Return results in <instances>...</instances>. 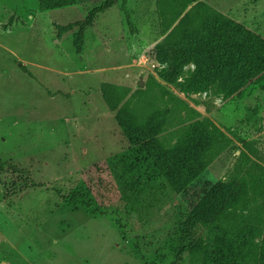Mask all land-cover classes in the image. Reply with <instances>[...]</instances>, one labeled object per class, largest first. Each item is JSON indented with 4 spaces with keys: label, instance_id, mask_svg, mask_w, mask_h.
I'll return each mask as SVG.
<instances>
[{
    "label": "rangeland",
    "instance_id": "374dc122",
    "mask_svg": "<svg viewBox=\"0 0 264 264\" xmlns=\"http://www.w3.org/2000/svg\"><path fill=\"white\" fill-rule=\"evenodd\" d=\"M107 1L0 0V264H209L222 245L264 264V73L203 80L207 62L175 68L159 49L203 34L213 10L264 39V0ZM105 84L170 145L204 129L206 168L177 190ZM217 182L236 187L229 205L187 225Z\"/></svg>",
    "mask_w": 264,
    "mask_h": 264
},
{
    "label": "trees",
    "instance_id": "16d2710c",
    "mask_svg": "<svg viewBox=\"0 0 264 264\" xmlns=\"http://www.w3.org/2000/svg\"><path fill=\"white\" fill-rule=\"evenodd\" d=\"M75 1L41 0L43 5L41 8L46 10L55 6H68L74 4ZM114 2V0H108L101 6V9L113 6ZM213 12L218 15L203 34L191 36L175 46H160L161 53H168L175 68L181 67L188 60H196L197 64L202 66L207 62L203 80L235 70L239 82L246 84L249 80L264 73V39L246 30L243 24L215 10ZM75 24L59 25L60 34L73 29ZM81 24L85 25V23ZM83 26L75 33L73 40L79 53L84 42L85 27ZM198 60L205 63H200ZM103 90L112 110H116V119L131 145L142 146L177 190L182 189L187 180L196 178L206 168L204 152L208 143L204 138V129L199 128L184 141L170 145L165 139L158 137L161 130L158 124L143 120L137 110L127 104L117 108L114 100L110 98L109 84H105ZM235 188L222 182L215 183L196 203L186 224L213 221L219 212L227 207L226 204L229 205L237 190ZM240 259L241 255L236 247L222 245L212 254L209 264H241Z\"/></svg>",
    "mask_w": 264,
    "mask_h": 264
},
{
    "label": "crops",
    "instance_id": "0c3cea01",
    "mask_svg": "<svg viewBox=\"0 0 264 264\" xmlns=\"http://www.w3.org/2000/svg\"><path fill=\"white\" fill-rule=\"evenodd\" d=\"M205 2H207V3H209V4H211V5H214L215 4V2L213 3L211 0H204ZM235 5H237L238 6V3H236V4H234L233 6H235ZM221 7H222V5H220ZM220 8V7H219ZM223 8V7H222ZM223 10H225L224 8H223ZM225 11H228V12H230L229 10H225Z\"/></svg>",
    "mask_w": 264,
    "mask_h": 264
},
{
    "label": "water",
    "instance_id": "95a60500",
    "mask_svg": "<svg viewBox=\"0 0 264 264\" xmlns=\"http://www.w3.org/2000/svg\"><path fill=\"white\" fill-rule=\"evenodd\" d=\"M140 84L143 85V81L142 80L140 81Z\"/></svg>",
    "mask_w": 264,
    "mask_h": 264
}]
</instances>
